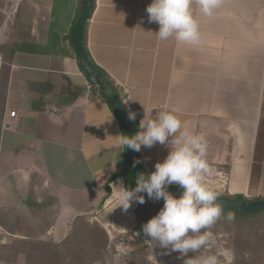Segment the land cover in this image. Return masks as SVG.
I'll return each mask as SVG.
<instances>
[{
  "label": "crops",
  "instance_id": "0c3cea01",
  "mask_svg": "<svg viewBox=\"0 0 264 264\" xmlns=\"http://www.w3.org/2000/svg\"><path fill=\"white\" fill-rule=\"evenodd\" d=\"M151 3L96 0L87 33L93 61L122 91L140 131L166 110L205 137L211 188L264 197V0H221L211 17L193 4L202 33L195 46L159 40V25L146 11ZM79 7L80 0H19L1 26L9 76L0 190L7 197L14 187L20 198L0 204V229L18 240L63 234L64 241L67 227L95 214L110 246L120 240V253L122 245L142 242L135 237L139 203L120 207L123 132L107 102L89 88L73 47ZM169 152L159 143L139 151L147 175Z\"/></svg>",
  "mask_w": 264,
  "mask_h": 264
},
{
  "label": "clouds",
  "instance_id": "9594fccd",
  "mask_svg": "<svg viewBox=\"0 0 264 264\" xmlns=\"http://www.w3.org/2000/svg\"><path fill=\"white\" fill-rule=\"evenodd\" d=\"M193 4L204 16L211 17L221 7V0H152L146 11L149 22L159 25L156 33L159 40L175 39L193 46L200 44L202 33ZM130 119L135 120V114H130ZM141 129L133 137L119 136L120 143L137 152L159 143L170 152L163 162L155 165V171L150 175H139L135 188H125L120 182V207L127 211L133 202L145 203L141 193L154 201L162 199L164 204L158 215L142 226L145 237L170 252L187 257L184 264H233L234 253L230 249L188 256L216 245L215 235L209 229L222 217L227 221L235 219L233 213L223 212L218 203L220 193L205 183L206 177L214 174L207 160L205 137L194 132L188 121H182L166 110L156 112L155 118L149 119ZM173 184L183 190L179 198L168 191V186Z\"/></svg>",
  "mask_w": 264,
  "mask_h": 264
},
{
  "label": "rangeland",
  "instance_id": "374dc122",
  "mask_svg": "<svg viewBox=\"0 0 264 264\" xmlns=\"http://www.w3.org/2000/svg\"><path fill=\"white\" fill-rule=\"evenodd\" d=\"M13 1L0 0V32L4 20L9 16ZM6 67L0 51V96L3 95ZM1 126L0 122V129ZM9 179V183H12V178ZM3 189L0 190V196ZM13 190L14 187L8 190L10 196L0 197V204H18L20 197L13 196ZM154 213L155 217L159 211ZM96 216L93 214L78 218L70 225L71 228H66L70 235L64 238V241L61 239L63 234L58 237L38 236L18 240L0 229V264H184L187 257H181L178 252H170L155 241H151L147 247L143 241L138 242L132 250L122 245V249L119 248L121 252L118 253L116 247L120 245V240L117 238L111 246L109 242L105 245V240L98 233V230L103 228ZM96 227L97 230H94ZM94 231L97 235H93ZM209 231L215 235L216 245L203 252L189 253V257L213 254L219 249H230L240 261L245 257L248 264H264V215L234 222H227L222 217Z\"/></svg>",
  "mask_w": 264,
  "mask_h": 264
},
{
  "label": "water",
  "instance_id": "95a60500",
  "mask_svg": "<svg viewBox=\"0 0 264 264\" xmlns=\"http://www.w3.org/2000/svg\"><path fill=\"white\" fill-rule=\"evenodd\" d=\"M96 0H87L86 5L83 8L82 14L74 28L72 43L76 51L79 63L83 70L85 71L89 81L95 85L102 93H104L114 107L122 122L124 123L128 136L133 137L136 133V126L130 115L127 107L119 99L118 95L113 88L109 87L101 75L100 72L92 65L84 47V33L85 25L89 21L94 9ZM128 160L132 170V173L137 180L140 174H142V169L139 163V158L137 151L128 149ZM173 196L179 198L182 195L183 190H168ZM218 203L222 208L230 209L232 211L238 212L240 215L257 214L264 211V200L254 201L249 199H239L237 201H232L224 197H218ZM135 237L138 240L144 241L145 246L150 245V238L145 237L143 231L136 230Z\"/></svg>",
  "mask_w": 264,
  "mask_h": 264
},
{
  "label": "trees",
  "instance_id": "16d2710c",
  "mask_svg": "<svg viewBox=\"0 0 264 264\" xmlns=\"http://www.w3.org/2000/svg\"><path fill=\"white\" fill-rule=\"evenodd\" d=\"M86 1L87 0H80V16L82 14V11H83V8L85 7L86 5ZM91 19V17H90ZM89 19V20H90ZM87 33H88V22L86 23L85 25V33H84V47H85V51L92 63V65L96 68V70L98 72L101 73V75L103 76V78L105 79L107 85L111 88L114 89V91L116 92V94L118 95L119 99H121V101L124 103V98H123V93L122 91L119 89V87H117L115 85V83L109 78V76L102 70L100 69L96 64L95 62L93 61L89 51H88V48H87ZM84 71V70H83ZM85 73V71H84ZM86 75V73H85ZM9 76V67H6V78H5V83H4V87H3V95L0 96L1 97V101H0V122L2 123V119H3V115H4V102H5V94H4V88H5V85H6V82H7V78ZM87 76V75H86ZM91 83V82H90ZM92 87L94 88V91L95 93H98L100 95V97L107 102V104L109 105L111 111L113 112V114L117 117V119L119 120V123H120V126L122 128V132H123V135H127L128 136V133H127V130H126V127L124 125V123L122 122L121 118L119 117L118 113L116 112V110L114 109V107L111 105V103L108 101L106 95L104 93H102L95 85H93L91 83ZM125 105V103H124ZM126 106V105H125ZM130 115V114H129ZM135 126H136V133H138L140 131V127L138 125L137 122H135L133 120ZM2 127V126H1ZM138 154V158H139V163H140V166H141V169H142V172L143 174L147 175L144 167H143V164H142V161H141V157H140V153L137 152ZM125 155H126V166H125V169L121 172L120 176L124 178V182H125V187L128 188V189H132V188H135L136 187V179L132 173V170H131V167H130V164H129V161H128V148L125 146ZM168 190H182L180 187H168ZM140 195H144L145 196V203L143 204H139L138 206V209H137V219L139 221V224H138V228L140 230H142V226L144 224H146L150 219H152L154 217V211H160L163 207V204H164V201L161 199L159 201H154L152 199H149L146 195V193H141ZM219 197H224V198H227L229 200H232V201H237L239 199H243V197L241 196H229V195H220ZM260 200H264V198H257V199H254V201H260ZM159 202V203H157ZM104 203H102L101 206H103ZM223 209V212L225 214L231 212L233 213V215L235 216V219L233 220L234 221H237L238 219H245V218H255V217H258V216H263L264 215V211L263 212H260V213H257V214H249V215H240L238 212H235V211H232L230 209H226V208H222ZM153 210V211H152ZM154 213V214H153ZM227 222H231V221H227ZM99 229V228H98ZM94 230H97V227L94 228ZM98 233L99 235L102 236V238L105 240V245L108 244V236L106 234L105 231H103V229H99L98 230ZM93 235H97L96 234V231L93 232ZM247 239V238H246ZM239 260V261H238ZM248 264L246 263V259L245 257L242 258V260L240 261V259L236 258L234 256V260H233V264Z\"/></svg>",
  "mask_w": 264,
  "mask_h": 264
},
{
  "label": "built area",
  "instance_id": "2783aa9c",
  "mask_svg": "<svg viewBox=\"0 0 264 264\" xmlns=\"http://www.w3.org/2000/svg\"><path fill=\"white\" fill-rule=\"evenodd\" d=\"M18 1H19V0H14V1H13V3H12V7H11V10H10L9 13H8L9 15H10V13L13 11V9L15 8L16 4L18 3ZM89 85H90V84H89ZM91 87H92V86L90 85L89 88H91ZM127 109H128V112H130L131 109L128 108V107H127ZM11 116H12V117H15V116H16V113L13 112V113L11 114Z\"/></svg>",
  "mask_w": 264,
  "mask_h": 264
}]
</instances>
